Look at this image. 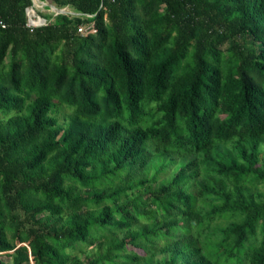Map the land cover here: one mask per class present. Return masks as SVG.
Here are the masks:
<instances>
[{"label": "trees", "instance_id": "16d2710c", "mask_svg": "<svg viewBox=\"0 0 264 264\" xmlns=\"http://www.w3.org/2000/svg\"><path fill=\"white\" fill-rule=\"evenodd\" d=\"M43 1L0 0V264H264V0Z\"/></svg>", "mask_w": 264, "mask_h": 264}, {"label": "rangeland", "instance_id": "374dc122", "mask_svg": "<svg viewBox=\"0 0 264 264\" xmlns=\"http://www.w3.org/2000/svg\"><path fill=\"white\" fill-rule=\"evenodd\" d=\"M43 3H45L46 5H43V4H41L39 1L38 2H36L35 0H34V6L31 8V10H33L34 9V11L36 12V15L37 16H35V17H30V15L28 16L29 17V22H30V20L31 19H33L36 23L37 22H43L42 20H38L39 19V17L40 18H44V17H55L56 15H58L56 12H55V10H53L52 8H50V4L51 5H53L52 3H50L49 1H43V0H41ZM47 4H49V5H47ZM55 6V5H54ZM56 7V6H55ZM62 9H64V10H66V13L65 14H67V15H78L75 11H73V9H71L70 7H65V8H62ZM73 13V14H72ZM63 14V13H62ZM31 23V22H30ZM32 24V23H31ZM47 24V23H46ZM60 118H61V123L63 124V123H66L67 121H68V119H67V112H63V114L60 116ZM130 248H129V250H134L131 246H129ZM90 249H92V247L90 246H87V247H85V251L83 252V253H80V256L82 257V258H84L85 257V254H87L88 252H89V250ZM138 252H141L140 250H137Z\"/></svg>", "mask_w": 264, "mask_h": 264}, {"label": "water", "instance_id": "95a60500", "mask_svg": "<svg viewBox=\"0 0 264 264\" xmlns=\"http://www.w3.org/2000/svg\"><path fill=\"white\" fill-rule=\"evenodd\" d=\"M34 1V0H33ZM41 4H43V5H46L45 3H43L41 0H38ZM47 5H49V4H47ZM50 6V8H52L53 10H55V12L57 13V14H65L66 13V10H64V9H59V8H57V7H55L54 5H49ZM30 10V9H29ZM29 10H28V16H29ZM40 20H42L43 22H41V23H43V24H46L47 23V20H45L44 18H40ZM30 22H31V20H30ZM29 22V23H30Z\"/></svg>", "mask_w": 264, "mask_h": 264}, {"label": "built area", "instance_id": "2783aa9c", "mask_svg": "<svg viewBox=\"0 0 264 264\" xmlns=\"http://www.w3.org/2000/svg\"><path fill=\"white\" fill-rule=\"evenodd\" d=\"M39 21H40V17H39ZM32 22V21H31ZM30 24V26H40V25H45V24H43V23H41V22H38L37 24H31V23H29ZM80 32H82V33H88V32H95V28H94V26L92 25V26H90V27H80Z\"/></svg>", "mask_w": 264, "mask_h": 264}, {"label": "bare ground", "instance_id": "6f19581e", "mask_svg": "<svg viewBox=\"0 0 264 264\" xmlns=\"http://www.w3.org/2000/svg\"><path fill=\"white\" fill-rule=\"evenodd\" d=\"M35 1L38 2V0H35ZM29 15H30V17H32V18L35 17V16H37V15H36V12L34 11V9H33V10H31V9L29 10ZM34 15H35V16H34ZM38 20H39V19H38ZM31 21H32L31 23H33V24H37V23H38V22L36 23L33 19H31Z\"/></svg>", "mask_w": 264, "mask_h": 264}]
</instances>
